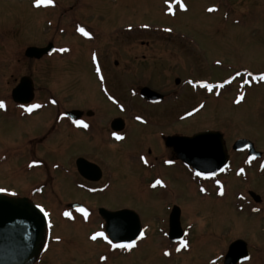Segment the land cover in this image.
<instances>
[{"label":"rangeland","instance_id":"1","mask_svg":"<svg viewBox=\"0 0 264 264\" xmlns=\"http://www.w3.org/2000/svg\"><path fill=\"white\" fill-rule=\"evenodd\" d=\"M49 43L54 47L50 57L33 65L26 61L27 47ZM94 49L111 79V92L128 112L143 114L147 109L138 97H129L126 87L112 83L115 60L120 67L131 64L135 83L178 94L176 105L168 101L152 109L158 114L146 129L149 147L160 149L155 137L159 132L217 131L231 155L230 165L226 173L206 181L178 163L152 172L129 168L125 151H132L131 146L112 153L102 148L90 153L108 171L104 181L110 186L88 196L76 187L79 180L72 170L74 156L85 153L87 144L74 142L77 136L66 137L62 130L57 138L42 141L48 109H41L38 124L20 122L13 110L0 114V154L23 138L25 162L32 152L26 141L31 136L41 139L34 152L43 163L34 174L15 170L21 165L15 154L0 157V188L23 196L32 180L45 186L43 196L28 198L50 212L49 244L41 264H223L236 240L246 243L250 256L242 264H264V157L248 162L245 154L237 156L231 149L245 139L264 155V0H0V95L31 73L40 101L52 95L62 108H80L85 100H98L91 72V63H97ZM258 76L260 83L255 82ZM189 79L203 85L226 79L231 83L217 96L219 90L205 96L186 85ZM139 89L136 85V94ZM194 106L200 107L195 116L172 123ZM166 118L167 128L159 129ZM57 163L60 168L54 170ZM248 191L260 202L254 203ZM73 203L89 209H131L143 228L139 240L111 249L98 216L69 210ZM174 206L184 232L178 243L167 236Z\"/></svg>","mask_w":264,"mask_h":264},{"label":"flooded vegetation","instance_id":"2","mask_svg":"<svg viewBox=\"0 0 264 264\" xmlns=\"http://www.w3.org/2000/svg\"><path fill=\"white\" fill-rule=\"evenodd\" d=\"M29 47H34V46H29ZM27 47V48H29ZM26 48V49H27ZM25 49V50H26ZM24 50V52H25ZM23 52V55H24ZM94 56L97 63L92 64V76L94 77V83L97 84L98 90H97V95H98V100H95L94 98H90L88 100L84 101V105H80V108H62L60 101H58L57 97H54L52 95L48 96L46 101H40L37 95V90L35 87V83L32 79L31 73L28 75H23L20 76L19 79L14 80V86H12L9 90L6 88L5 93L0 95V114H6L10 110L16 111V117L20 122H23L25 120L29 121H35L38 124V114L41 111V109H48L49 114L45 118L48 119V131L43 136L41 139L43 140H48V139H53V137L57 138L56 135L59 131H63L64 134L70 136V135H75L77 136L78 139H74V142H77V140H81L82 143H85L88 145V148L86 149L85 153H81L80 155L74 156L72 162V170L73 172L77 175L79 182L76 181V187L81 189L82 192L88 196H95L102 194L106 192L110 186L109 182L104 181V178L106 177L108 171L104 172V167L100 165L96 161V157L92 156L95 153H90V152H95L98 151L102 148H110V150H107L108 152H113V150H117L121 146H131L133 150L131 151L126 150L125 154H127L128 161L131 163L129 165V168L136 169L138 168L139 170H143L145 172H152L155 168L156 170L159 169H166L168 167H172L171 165L178 163L180 165H183L182 162L177 160L173 149L170 147H167L165 142L168 137H189L192 136L193 134H183V133H170V134H165L163 132H159V135L155 136L159 138V143H160V149L158 150L157 148L154 150L152 147H149V141L147 139L149 138V134L146 131L147 128L151 125L152 121H156V115L158 113H152V109H155L157 107H161V105L165 104L166 102L170 101L172 104H177V98L176 95L171 93L165 94V93H160L156 92L159 95L162 96L161 101L157 103H151L148 101L143 100L139 92L142 88L146 86H141L135 83V79L132 78L131 73H133V69L131 68V64H122L123 67L119 66L118 60H115L112 64L113 69L119 70L116 71L115 80L112 79V83L116 86H121L127 88V92L130 95V98H137L140 100L142 103V106L145 107L147 110L143 114H135V113H130L127 111L125 104L118 99V96L113 94L111 92L110 85L111 84V79H108L104 70H103V64L100 63V57L98 54V51L94 49ZM45 58V57H44ZM145 56H143V59ZM26 61L29 62V64H35L39 60L36 59H29L26 58ZM43 59V58H42ZM92 59V57H91ZM92 62V61H91ZM23 78H28L31 82V96L28 98V101L25 102H19L16 103L11 97L12 91L17 87L19 84L20 80ZM127 79V81H126ZM176 80V79H175ZM174 80V81H175ZM260 79H256V83H260ZM186 85H188L189 88L197 89L200 90L201 92L204 93V95L208 96L211 93L213 94L212 90H219L217 93H214L216 96L220 94V90L226 91L227 88L230 87L229 83L230 79H226L223 81V83H213L211 85H203V83L200 82H194L192 80H187L185 81ZM175 85L176 81L174 82ZM138 85L140 86V89L138 90V93L136 94L135 86ZM148 88V87H147ZM5 95V96H4ZM2 96V97H1ZM107 110L111 111L108 112ZM200 110V107L195 108V106L187 112L185 115L180 114L176 115L175 118H173V124H181L183 121L188 120L195 116ZM71 112H78L75 115L71 116L68 115ZM165 116H167V112H163ZM161 125V127H160ZM159 126H157L159 129L167 128L168 125V120H164L161 122ZM141 131V134L138 131ZM144 130V131H143ZM134 131H137L138 133L133 134ZM207 131V130H205ZM144 132V133H143ZM146 132V133H145ZM22 134L25 133L21 132ZM197 133V132H196ZM137 134H140L137 136ZM26 135V134H25ZM64 135V136H65ZM66 135V137H68ZM28 136V135H26ZM41 139L37 136H31L29 140H27V146L32 147V152L31 154L25 158L23 157V148H24V141L23 138H20V143H17L14 145V148H5L2 150L0 157L1 158H7L10 156V158H13V154L16 155L18 162L20 161L21 165H17L15 170L18 172H26L27 174H34L35 171H37L40 168V165H42L43 162L39 160V158L36 156L35 157V152L34 149L39 145V142ZM232 148V147H231ZM158 150V151H157ZM103 151V150H102ZM235 155H242L246 153L243 152H233ZM20 157V159H18ZM264 157L262 156L256 160H260ZM78 159H83L86 162L93 164L96 166L101 173L100 178L97 181H91L83 178L82 176L79 175L77 168H76V161ZM230 160H231V155H229V160H228V166L230 165ZM251 161V160H250ZM253 161V160H252ZM184 166V165H183ZM227 166V168H228ZM52 167H54V170H57L60 168V166L57 164H53ZM48 173V172H47ZM223 173H226L223 172ZM43 174L44 171H43ZM94 175V172L91 174V176ZM222 175V174H221ZM220 176V175H219ZM217 176V177H219ZM35 177V176H33ZM47 177V176H46ZM45 177V178H46ZM216 177V178H217ZM153 179H160L158 176H154ZM49 180L47 178L48 184H50ZM103 183L101 186H97L100 183ZM152 182V181H151ZM150 182V183H151ZM47 185V184H46ZM26 190V189H25ZM45 190L44 184L40 183L39 180L38 182H35L32 180L29 183V186L27 187V191L24 192L23 196L18 195L13 189H4L0 188V192L4 195L10 196V197H25V198H35V196H43ZM27 193V194H26ZM73 204H80V203H73ZM82 208L78 209H73L70 208V205H68V209L76 212H87L88 214H96L99 218V213L98 211L100 209H105L108 211H119V210H131V209H126V208H120V209H108L104 206H97L94 209H89L86 207L84 204H80ZM175 207V206H174ZM173 209V207L170 208V211ZM47 217H48V228L46 232V237H45V244L42 249L41 255L38 257V259L33 263V264H41V261L43 259L44 253L47 249V246L49 244V239H48V231L51 228L50 226V212L48 210H45ZM100 219V218H99ZM101 221V219H100ZM102 227H103V222ZM107 244L113 249V245L110 244L107 241Z\"/></svg>","mask_w":264,"mask_h":264},{"label":"water","instance_id":"3","mask_svg":"<svg viewBox=\"0 0 264 264\" xmlns=\"http://www.w3.org/2000/svg\"><path fill=\"white\" fill-rule=\"evenodd\" d=\"M53 52V45L49 43L43 48L29 47L24 57L39 60ZM178 81H176V84ZM139 95L145 101L156 103L162 96L144 87ZM31 96V82L28 78L20 80L12 91L14 102L28 101ZM71 112L68 115H75ZM167 147L173 149L177 160L189 167L194 174L202 179H209L219 175L227 166L228 155L222 135L216 131L196 133L190 137H168ZM235 152H247L248 158L261 156L253 144L245 139L237 140L232 145ZM76 168L80 176L87 180L97 181L100 170L83 159L76 161ZM94 172V175L91 174ZM255 203L260 197L254 192H248ZM71 208H81L73 204ZM104 223V232L112 243L125 246L135 243L141 234V224L138 215L132 210L98 211ZM180 210L173 207L168 218V239L178 242L183 237L180 227ZM47 229V216L43 209L26 198L7 197L0 193V264H33L41 254ZM249 254L247 245L242 240L232 242L223 259V264H239L247 261Z\"/></svg>","mask_w":264,"mask_h":264}]
</instances>
